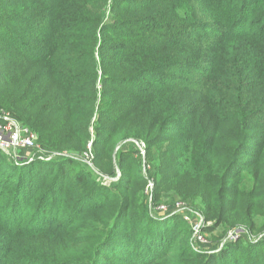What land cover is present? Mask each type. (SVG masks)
<instances>
[{
    "label": "trees",
    "instance_id": "trees-1",
    "mask_svg": "<svg viewBox=\"0 0 264 264\" xmlns=\"http://www.w3.org/2000/svg\"><path fill=\"white\" fill-rule=\"evenodd\" d=\"M0 108L45 151L90 145L120 172L108 190L71 160L0 155V264H264V0H0ZM133 141L170 168L149 173L153 205L204 191L206 231L242 226L254 253L127 220L147 185Z\"/></svg>",
    "mask_w": 264,
    "mask_h": 264
},
{
    "label": "rangeland",
    "instance_id": "rangeland-1",
    "mask_svg": "<svg viewBox=\"0 0 264 264\" xmlns=\"http://www.w3.org/2000/svg\"><path fill=\"white\" fill-rule=\"evenodd\" d=\"M100 89V87H98ZM128 142V141H126ZM125 143V141H124ZM133 143V150L135 151V154L138 153L140 156L141 161V176L147 180V185L144 183L142 186H140L141 189V196L140 197H133L130 200V207L134 206L135 211L129 212L127 214V220L129 217H134L137 212H142L143 208L147 209L149 211V215L153 216L155 213H161V211H164L163 213L169 214L171 216H174L178 218L181 223H183V236L189 235V243L192 249V245L195 244V241L197 237L203 238V243H197L198 252L196 253H209L214 246L219 245L217 251L220 250L221 246L228 241V238L230 236H235L236 242L239 241V249L243 251L244 253H254L252 245H247L248 243H252L253 245L257 242L253 241V238H250L249 236H246L247 233L245 232V228L240 227H227L222 228V231H216L214 233H209L206 231V228L210 225V223H205L203 216L201 212L199 211V204H201V199L199 196L203 197L204 195H201L202 193H205L204 191L188 195L189 192L185 191L186 193H183L185 195H182L179 193L177 189L171 190V189H165L164 193L161 192L159 195V204L155 203L153 205L152 201V193H153V184L151 183L149 173L156 177V180L159 181L162 179V177L168 172V169H161L160 164L158 162L154 161V156L149 157L150 161L149 163L146 162V158L144 155V151L141 150V145H139L138 142H132ZM130 146H123V148L127 149ZM118 149V148H117ZM130 149V148H129ZM137 151V152H136ZM0 155L3 156L5 160L9 164H12L15 168L21 167L25 165L26 163L29 164L31 162H42V163H50L51 161H56L58 159H67L71 160L74 163L69 165L72 174L78 171L79 167L84 168L86 171H88L91 174L92 180L97 183V185L101 187H105L108 190H111L110 188L117 183V181L120 179V172L115 167L108 168V166L103 163H99V168L94 164L92 161V148L90 145H87L84 150L79 151H72V152H66V150H63V152H48L45 151L40 147V145L37 142V145L34 149H23L19 151H13L9 150L8 152H0ZM166 159L169 158V155L165 156ZM30 159H33L31 161ZM148 164V165H147ZM155 164V166H154ZM148 166V167H147ZM151 175V176H152ZM155 178V177H154ZM170 201V202H168ZM159 205V206H158ZM161 208H163L161 210ZM160 209V210H158ZM137 211V212H136ZM82 217V216H81ZM126 222V221H125ZM86 223L91 224V221H86ZM127 225L129 228L134 224L133 221H127ZM173 223V220H171V223ZM178 226L182 225L179 221H177ZM171 229L173 228V225L170 226ZM131 230V229H130ZM182 235H178V239L182 240L184 239ZM221 239V240H220ZM220 240V241H219ZM219 241V242H218ZM53 248V253L58 254V247L55 245H50ZM245 247V249H243ZM260 253L264 249V246L260 245ZM167 248V245H166ZM260 261H262V256L260 255ZM264 263V262H263Z\"/></svg>",
    "mask_w": 264,
    "mask_h": 264
},
{
    "label": "built area",
    "instance_id": "built-area-1",
    "mask_svg": "<svg viewBox=\"0 0 264 264\" xmlns=\"http://www.w3.org/2000/svg\"><path fill=\"white\" fill-rule=\"evenodd\" d=\"M37 145V136L28 127L17 121L9 112L0 108V152L9 150L34 149ZM141 150L143 151L142 147ZM33 161V159H30ZM163 208H161L162 210ZM160 210V209H158ZM164 211H161L163 213ZM230 236L228 240H235ZM197 243H203V238L197 237L192 249L198 252Z\"/></svg>",
    "mask_w": 264,
    "mask_h": 264
}]
</instances>
